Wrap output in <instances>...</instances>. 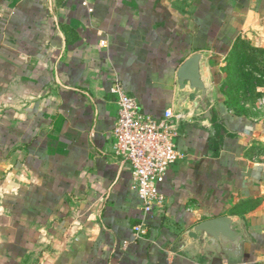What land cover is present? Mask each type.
Instances as JSON below:
<instances>
[{"label": "crops", "instance_id": "0c3cea01", "mask_svg": "<svg viewBox=\"0 0 264 264\" xmlns=\"http://www.w3.org/2000/svg\"><path fill=\"white\" fill-rule=\"evenodd\" d=\"M241 40L264 45V0H0V264H264V116L220 90ZM201 50L220 116L184 112L180 158L157 186L164 211L137 237L131 168L110 155L111 83L159 118ZM226 214L252 236L243 255L204 263L178 241Z\"/></svg>", "mask_w": 264, "mask_h": 264}, {"label": "built area", "instance_id": "2783aa9c", "mask_svg": "<svg viewBox=\"0 0 264 264\" xmlns=\"http://www.w3.org/2000/svg\"><path fill=\"white\" fill-rule=\"evenodd\" d=\"M110 92L118 107L110 155L131 168L132 187L141 200L142 220L133 226L134 235L139 237L146 233L145 218L164 211L166 200L157 186L180 158L175 139L182 122L171 108L165 109L159 118L141 113L136 98L118 78L112 81Z\"/></svg>", "mask_w": 264, "mask_h": 264}, {"label": "water", "instance_id": "95a60500", "mask_svg": "<svg viewBox=\"0 0 264 264\" xmlns=\"http://www.w3.org/2000/svg\"><path fill=\"white\" fill-rule=\"evenodd\" d=\"M209 52L197 51L188 56L177 68L175 102L172 107L180 122L184 112L194 110L205 120L219 118L216 90L211 81ZM178 241L194 258L210 263L215 255H243L247 244L253 242L245 222L236 215L226 214L201 220L180 235Z\"/></svg>", "mask_w": 264, "mask_h": 264}, {"label": "rangeland", "instance_id": "374dc122", "mask_svg": "<svg viewBox=\"0 0 264 264\" xmlns=\"http://www.w3.org/2000/svg\"><path fill=\"white\" fill-rule=\"evenodd\" d=\"M220 69L224 103L235 112L264 116V45L239 41Z\"/></svg>", "mask_w": 264, "mask_h": 264}]
</instances>
